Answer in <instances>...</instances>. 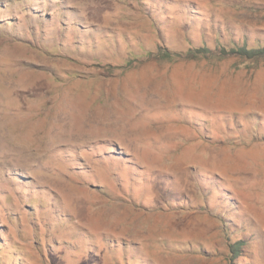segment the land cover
Here are the masks:
<instances>
[{"label": "rangeland", "instance_id": "1", "mask_svg": "<svg viewBox=\"0 0 264 264\" xmlns=\"http://www.w3.org/2000/svg\"><path fill=\"white\" fill-rule=\"evenodd\" d=\"M243 40L264 0H0V264H264Z\"/></svg>", "mask_w": 264, "mask_h": 264}, {"label": "trees", "instance_id": "2", "mask_svg": "<svg viewBox=\"0 0 264 264\" xmlns=\"http://www.w3.org/2000/svg\"><path fill=\"white\" fill-rule=\"evenodd\" d=\"M259 43L255 44L253 47L252 45L248 48L244 44L247 43L246 41H242V43H236L234 42L235 45L233 46H227L228 51H226L228 54L229 53H237L241 56H245L248 58H253V57H261L264 56V40L260 41L258 40ZM206 48L207 47H202Z\"/></svg>", "mask_w": 264, "mask_h": 264}]
</instances>
